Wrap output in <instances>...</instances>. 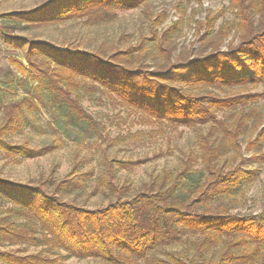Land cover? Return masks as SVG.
<instances>
[{
  "label": "trees",
  "instance_id": "16d2710c",
  "mask_svg": "<svg viewBox=\"0 0 264 264\" xmlns=\"http://www.w3.org/2000/svg\"><path fill=\"white\" fill-rule=\"evenodd\" d=\"M149 1L45 0L0 12V41L20 53L21 59L10 60L32 79L31 88L29 78L23 80V93L14 100L5 99L14 80L8 85L0 80V159L19 163L54 152L65 138H102L104 125L83 107L87 96L121 105L160 132L183 126L198 133L195 147L181 152L177 166L162 168L137 188L121 183L119 171L159 154L135 160L104 155L96 177L92 169L80 172L78 164L62 180L51 175L19 182L0 175L4 264H64L71 257H97L104 264H264V211H231L232 202L258 178L259 169L246 164L264 166V111L256 105L264 92L247 91L264 87V0H229L234 20L215 32L224 8L197 20L198 30H204L203 51L176 62L167 58V36L158 38L151 30L155 58H166L153 69L138 58L147 47L143 39L137 47L109 53L20 34L78 17L89 25L105 23ZM150 19L152 27L162 21ZM232 31L235 40L222 48ZM7 71L16 75L10 67ZM40 106L49 113L47 126L30 120L33 110L42 112ZM28 126L30 137L15 142ZM32 129L54 139L32 144ZM249 131L255 136L247 140L251 154L245 157L240 137ZM90 187L106 197L105 205L90 208L70 198Z\"/></svg>",
  "mask_w": 264,
  "mask_h": 264
},
{
  "label": "rangeland",
  "instance_id": "374dc122",
  "mask_svg": "<svg viewBox=\"0 0 264 264\" xmlns=\"http://www.w3.org/2000/svg\"><path fill=\"white\" fill-rule=\"evenodd\" d=\"M43 1L45 0H0V12L33 8ZM223 8L225 12L218 19L214 28L215 32L218 30V25L234 20V14L229 9V0H150L147 5L141 8L117 12L112 20L105 23L89 25L84 23L85 19L78 17L58 23L35 25L20 34L34 40L50 41L72 50H95L101 47L106 48L109 53L137 47L143 39V43L147 47L138 58L142 64H150L153 69L159 63H165L164 59L166 58L162 55L155 58L158 47L153 46V42L149 40L152 34L151 30L157 32L158 38L162 35L167 36L168 41L164 44L167 50H171L170 56L167 58H171V62H176L181 58L191 57L203 51L204 47L199 41V37L204 30H198L196 21L204 22L210 11L216 13ZM158 16H161L162 21L155 23V27H152L150 17L157 18ZM172 26L177 28L169 32L168 30ZM235 38L234 31H232L220 46L227 47ZM209 50L210 48L207 49V52ZM157 55L159 56V54ZM10 58L21 59L20 53L13 51L0 41V80L7 85L10 80H14L15 87L5 91V99L14 100L23 93V80L29 78L28 87L31 88L32 79L28 74L22 75ZM24 64H26L25 61ZM9 67L16 72V75L8 74ZM247 91L264 92V87L253 88L250 86ZM82 104L104 125L101 131L102 138H98L97 141H95L96 137L90 140L65 138L62 147L54 152L19 163L2 158L0 159V175L19 182H37L41 178H51V175L57 180H62L67 178L74 165L78 164L80 172L92 169L94 177H96L104 155L135 160L159 154L157 158L155 157L152 161L139 167L119 171L118 177L121 183L127 180L137 188L162 168L177 166L180 162L181 152L192 150L198 140L196 131L183 126L160 132L154 124L140 120L139 114L130 113L118 104L113 106L105 98L98 101L87 96L83 98ZM256 105L262 106L264 111V97L260 98ZM40 108L42 112L32 111L30 120L32 124L47 126L49 113L43 107L40 106ZM30 129L31 126H28L26 133L14 136L13 140L15 142L22 141L25 137H30L27 134ZM32 130H34V134H31L32 144L38 145L44 141L51 142L54 139L52 134H35L37 129ZM197 131L199 132V130ZM252 134L255 136V132L249 131L247 135L240 137L241 152L245 157L251 154L245 147ZM262 151L264 152V146ZM246 166L258 168V178L248 185L242 197L232 202L231 211L258 213L264 211V166L258 165L256 162L246 164ZM92 190V187L80 189L70 198L78 204L90 208L105 205L106 197L102 193L94 194ZM0 264L4 263L0 261ZM64 264L104 263L97 257H71Z\"/></svg>",
  "mask_w": 264,
  "mask_h": 264
}]
</instances>
